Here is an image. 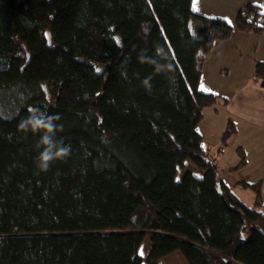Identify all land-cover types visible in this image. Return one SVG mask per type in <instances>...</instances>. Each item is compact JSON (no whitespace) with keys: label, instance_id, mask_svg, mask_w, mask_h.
<instances>
[{"label":"trees","instance_id":"1","mask_svg":"<svg viewBox=\"0 0 264 264\" xmlns=\"http://www.w3.org/2000/svg\"><path fill=\"white\" fill-rule=\"evenodd\" d=\"M192 1L0 0V264H143L147 235L148 264H264L261 184L243 183L249 207L199 132L221 102L199 90L203 63L235 30L262 34L264 12L231 24ZM252 78L264 87L263 62ZM35 109L70 147L47 171L19 128ZM187 160L204 174L178 177Z\"/></svg>","mask_w":264,"mask_h":264},{"label":"crops","instance_id":"2","mask_svg":"<svg viewBox=\"0 0 264 264\" xmlns=\"http://www.w3.org/2000/svg\"><path fill=\"white\" fill-rule=\"evenodd\" d=\"M256 4L264 12V0H193L192 10L198 14L220 18L231 24L235 22L238 11L247 4ZM195 5V6H194ZM258 62L264 63V32L260 35L244 33L235 30L228 40L218 41L212 48L207 60L203 63L199 90L203 93L217 95L221 102L203 110V119L211 117L210 123L199 124V132L203 137L205 148L223 144V138L228 121L231 119L236 132L231 137V144L236 150L242 149L247 158L241 168L251 166L264 169V87L252 78ZM225 100L226 102L222 101ZM228 141V142H229ZM216 145V146H214ZM239 156L232 162L239 166ZM237 165V166H236ZM255 171V170H254ZM253 171V172H254ZM197 176L204 173L200 171ZM232 191L249 207H255V192L248 199L237 192L244 187L242 184L260 183L262 202L264 205V173L244 175L238 183L227 184ZM143 244V243H142ZM152 244L141 245L139 253L144 258L143 264H148V257ZM159 264H190L180 252H175L162 258Z\"/></svg>","mask_w":264,"mask_h":264},{"label":"clouds","instance_id":"3","mask_svg":"<svg viewBox=\"0 0 264 264\" xmlns=\"http://www.w3.org/2000/svg\"><path fill=\"white\" fill-rule=\"evenodd\" d=\"M58 120L59 116L35 109L19 125L24 132L39 134V141L36 144L39 155L35 163L41 171H47L53 162L64 159L70 154V147L56 139Z\"/></svg>","mask_w":264,"mask_h":264},{"label":"rangeland","instance_id":"4","mask_svg":"<svg viewBox=\"0 0 264 264\" xmlns=\"http://www.w3.org/2000/svg\"><path fill=\"white\" fill-rule=\"evenodd\" d=\"M210 118L211 117L206 116L204 121H202L203 124L210 123ZM232 136H234V135H232ZM231 137L229 139H231ZM229 139L226 141V144H222L219 146L214 145L216 147H213L211 150L208 151L210 158L215 159V161L218 164L219 176H220L221 180H224L225 182H227V184L230 185L233 183H238L240 180H242V178L244 177L245 174H247V176H250V175L257 174V173H264V169H258L257 167H255V169L252 168L253 163H251V166L250 165L246 166V168H244V169L243 168H237L238 167L237 165H236L237 167H234V165H232V162H233V159L237 155L239 156V152H238L239 147L236 150L235 146H233V144H231L232 140L229 141ZM221 140L222 139H220V142H221ZM239 160L241 161L240 157H239ZM246 160H247V158H246ZM240 161H239V163H240ZM187 171H190L194 174H200L201 173L200 171H202V170L199 169L197 166H195L190 160H187L185 162L184 168L179 169L178 177H181ZM237 192L239 193L240 196H242L245 199H248L249 195L251 196L254 194V192L251 189H249L248 187L246 189L240 188L237 190ZM150 242H151L150 236L147 235L144 238L143 244L147 245V243H150Z\"/></svg>","mask_w":264,"mask_h":264},{"label":"water","instance_id":"5","mask_svg":"<svg viewBox=\"0 0 264 264\" xmlns=\"http://www.w3.org/2000/svg\"><path fill=\"white\" fill-rule=\"evenodd\" d=\"M218 190H219V193L222 194V191H221L220 185L218 186Z\"/></svg>","mask_w":264,"mask_h":264},{"label":"snow or ice","instance_id":"6","mask_svg":"<svg viewBox=\"0 0 264 264\" xmlns=\"http://www.w3.org/2000/svg\"><path fill=\"white\" fill-rule=\"evenodd\" d=\"M195 6V5H194Z\"/></svg>","mask_w":264,"mask_h":264}]
</instances>
